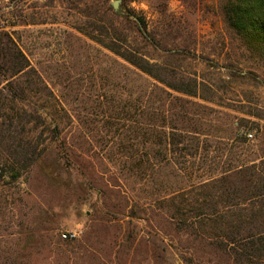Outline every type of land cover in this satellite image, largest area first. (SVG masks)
<instances>
[{"label":"rangeland","instance_id":"1","mask_svg":"<svg viewBox=\"0 0 264 264\" xmlns=\"http://www.w3.org/2000/svg\"><path fill=\"white\" fill-rule=\"evenodd\" d=\"M112 1L0 0V30L30 63L26 75H0V264H232L211 244L217 225L195 215L219 211L216 223H234L240 211L229 213L210 181L264 158L254 114L264 115V57L228 29L224 0L192 9L167 0L163 15L131 0L161 43L114 19L131 48L206 82L212 101L177 93L77 28L108 7L109 19ZM33 68L49 92L37 84L33 93ZM33 111L44 125L34 127ZM152 124L174 126L175 146L156 143Z\"/></svg>","mask_w":264,"mask_h":264},{"label":"trees","instance_id":"2","mask_svg":"<svg viewBox=\"0 0 264 264\" xmlns=\"http://www.w3.org/2000/svg\"><path fill=\"white\" fill-rule=\"evenodd\" d=\"M125 13L110 12L109 19L104 15L109 14L108 9L97 13L85 14V19L80 27H77L90 39L99 43L113 54L123 59L143 74L151 77L157 83L165 87L191 97H198L202 100L212 101L206 97L204 92L209 89V84L199 81L194 76L182 74L168 65L152 63L148 61L139 50L131 48L129 38L119 32L114 19L122 21L128 26L130 32L136 33L142 42L151 46H158L159 39H156L147 28L145 17L129 7L131 0H122ZM190 9L195 8L197 0H181ZM149 7L157 14L163 15L167 11V0H147ZM221 13L228 29L236 34L248 50L256 51L264 57V0H224L221 3ZM135 18V19H133ZM30 63L22 51L18 48L11 34L0 30V75L13 77L15 75H26L29 72ZM234 74V72H231ZM42 84L44 90L49 88L43 84L38 72L33 68V93L40 92L35 87ZM152 86H159L152 83ZM161 90V89H160ZM163 91V90H162ZM167 97L171 96L167 93ZM256 117L264 119L263 112L254 113ZM42 115L33 111V125L38 127L44 125ZM257 124V123H256ZM258 127V124L256 125ZM152 127L162 130L156 133V143L164 138L167 144L175 146V127L170 126L169 131L161 129L163 125L152 124ZM160 128V129H159ZM40 131L38 138L43 136ZM50 135L55 137L57 126L50 128ZM238 141H241L238 139ZM26 148L17 143L14 146L13 154L22 157L26 154ZM159 153V151H156ZM41 152L37 151V144H33V163L39 160ZM14 169L11 168V172ZM17 176V174H16ZM211 183H218L223 186L229 200V213L239 210L236 219L231 225L216 223L214 211L207 215L200 212L195 215L198 222L203 218L209 219L214 225L209 237L212 246L229 256L232 264H264V158L250 164H242L233 170L226 171L220 178L212 179ZM235 207V210L233 209ZM233 209V210H232ZM211 216V217H210Z\"/></svg>","mask_w":264,"mask_h":264},{"label":"built area","instance_id":"3","mask_svg":"<svg viewBox=\"0 0 264 264\" xmlns=\"http://www.w3.org/2000/svg\"><path fill=\"white\" fill-rule=\"evenodd\" d=\"M247 137L248 138H252L253 137V134L252 133H247ZM76 234L75 233H71V232H66V233H62L61 234V237L63 239H67V238H70V237H74Z\"/></svg>","mask_w":264,"mask_h":264},{"label":"water","instance_id":"4","mask_svg":"<svg viewBox=\"0 0 264 264\" xmlns=\"http://www.w3.org/2000/svg\"><path fill=\"white\" fill-rule=\"evenodd\" d=\"M118 4H119V1H118V0H114V1H112V7H113L114 11L117 10V8H118ZM134 19H135V18H134Z\"/></svg>","mask_w":264,"mask_h":264}]
</instances>
